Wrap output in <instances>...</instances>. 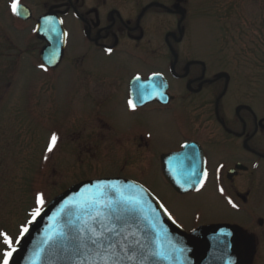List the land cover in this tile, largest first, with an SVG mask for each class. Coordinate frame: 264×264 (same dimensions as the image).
<instances>
[{
	"label": "rangeland",
	"instance_id": "374dc122",
	"mask_svg": "<svg viewBox=\"0 0 264 264\" xmlns=\"http://www.w3.org/2000/svg\"><path fill=\"white\" fill-rule=\"evenodd\" d=\"M11 1L0 0V234L16 244L19 227L26 225L28 212L38 206L37 196L43 197L42 208L77 182L118 176L142 181L187 229L213 223L256 229L259 214L264 217V199L259 203L260 199H249V203L242 206L232 193L233 188L227 185L225 195L221 196L214 179L199 195H176L165 183L157 154L143 156L136 148L127 149L126 139L118 136L132 124L139 132L144 127L151 128L152 147L164 151L175 146L181 137L180 131L174 130L166 119L150 126L145 120L129 122L133 118L120 107H102L98 113L108 121L105 123L113 124L116 135L94 122L91 116L94 111L88 112L89 108L81 105L82 97L71 85L77 73L67 60L76 57L79 50L80 28L76 22L70 24L72 38L66 62L52 74L34 70L33 62L36 59L39 62L38 53L42 47L40 42L33 45L31 38L35 35L36 20L22 23L13 15L11 18L10 13L14 14ZM62 1L21 0L32 8L36 19L53 3ZM180 5L187 14L183 24L186 39L181 44V51L190 57L207 60L211 69L233 70L235 73V84L224 102L226 109L238 104L243 95L252 92V88L256 89L253 87L255 83L260 89L258 106L264 107V60L256 62L254 52L257 48L253 43L255 36L261 46L264 44V0H180ZM229 5H235L239 17L237 12L226 10ZM258 7L260 24L256 29L253 10ZM240 31L250 38L242 37ZM119 50L134 52L128 47ZM260 56L264 58L262 53ZM95 60L101 64L110 63L101 57H95ZM237 64L240 66L235 70ZM241 67L245 68V73L239 69ZM124 70L132 71V66L127 65ZM246 81L248 84L243 88L238 85ZM196 125L200 127L199 121ZM54 134L57 140L52 145ZM50 146L51 151L48 150ZM235 153L232 149L219 147L213 158L231 160ZM216 164L212 166L213 173ZM227 196H234L240 208L238 212L226 205ZM255 232L258 234L259 229ZM261 239L255 257L251 256L256 264H264V236ZM6 248L9 247L0 236V261Z\"/></svg>",
	"mask_w": 264,
	"mask_h": 264
},
{
	"label": "flooded vegetation",
	"instance_id": "af4514ba",
	"mask_svg": "<svg viewBox=\"0 0 264 264\" xmlns=\"http://www.w3.org/2000/svg\"><path fill=\"white\" fill-rule=\"evenodd\" d=\"M229 6L226 10L237 12L239 17L238 9L234 10L235 5ZM253 11V23L258 29L260 9L258 7ZM47 12L60 15L68 32L62 63L66 62L70 52V24L76 22L80 28L78 54L67 61L77 73L71 85L80 93L81 105L89 108L88 112L94 111L91 116L95 123L116 135L113 124L105 123L108 121L98 113L102 107H120L133 118L129 122L145 120L150 126L166 119L174 130L180 131L181 137L175 146L171 145L164 151L152 147L151 128L144 127L139 132L132 124L134 128L130 126L118 136L126 139L127 149L136 148L143 156L157 154L162 176V156L195 143L201 147L206 158L209 180L216 162V166L223 169L221 182L233 188L232 193L242 206L247 205L249 199H260L258 203L264 199V107L258 106L259 84H253L256 89L252 88V92L243 95L238 104L226 109L224 102L235 84V73L233 70L211 69L207 60L193 55L190 57V54L181 51V44L186 39V27L182 30V25L186 20L181 19L180 0H63L62 3H53ZM240 35L246 37L243 31ZM228 38H231L230 35ZM254 40L255 36L256 62L264 60L260 58L261 53L264 55V44L261 46L260 40ZM126 47L134 52L118 51ZM95 57L110 63H98ZM127 65L132 66V71L124 70ZM239 66H234L235 70ZM239 69L245 73L244 67ZM157 75L160 76L157 79L167 83V103L158 99L147 100L159 93L158 84L153 82V89L156 90L151 95L146 90L145 98L141 100L147 102L142 106L134 104L131 82L137 77L145 81ZM247 84L246 81L238 85L243 88ZM197 121L200 127H197ZM219 147L236 151V156L222 161L213 158L214 151ZM189 162L192 170V155ZM259 215L256 221L258 234L256 229L252 231L237 226L246 256L250 250L256 254L261 236H264V217Z\"/></svg>",
	"mask_w": 264,
	"mask_h": 264
},
{
	"label": "water",
	"instance_id": "95a60500",
	"mask_svg": "<svg viewBox=\"0 0 264 264\" xmlns=\"http://www.w3.org/2000/svg\"><path fill=\"white\" fill-rule=\"evenodd\" d=\"M17 13L25 19L31 17L30 10L22 6ZM38 33L47 42L42 61L56 67L65 47L63 29L53 20H41ZM139 85L136 96L145 98L146 90L151 95V82ZM158 97L165 100L163 94ZM190 148L192 170L188 166ZM164 159L170 165L177 162L170 171L165 168L176 191L185 193L202 187L204 160L197 147L188 146ZM178 174L186 186L176 181ZM99 186H104V200L94 204ZM89 228L95 229V236L102 234L103 249L91 242ZM27 229L9 264H103L104 255L109 257L108 264H245L242 242L232 226L204 227L195 242L144 186L125 179L75 185L34 217Z\"/></svg>",
	"mask_w": 264,
	"mask_h": 264
},
{
	"label": "snow or ice",
	"instance_id": "6c2138e0",
	"mask_svg": "<svg viewBox=\"0 0 264 264\" xmlns=\"http://www.w3.org/2000/svg\"><path fill=\"white\" fill-rule=\"evenodd\" d=\"M11 7H12V11H13V13H16V12H17V5H16V3H13V4L11 5ZM137 79H139V77H137ZM129 103L131 104V102H129ZM133 107H134V106H133ZM56 140H57V137H56V135L54 134V135L52 136V138H51V144H52V145H55ZM183 147L186 148V147H188V146H187V145H184ZM48 150H49V151L52 150L51 146L49 147ZM204 175L207 176V173L205 172ZM103 187H104V186H99L98 196L95 197V198L93 199L92 203L95 204V203H97V202H99V201H103V200H104V191H103ZM221 191H223V190H221ZM36 203H37L38 206H37V208L35 209V211L32 213L33 217H36V216H39V215H40V212H41V207H40V206H42L43 203H44L43 197H42V196H37ZM98 214H99V213H98ZM27 231H28L27 228L22 229V232H27ZM89 232L93 234V238H92L91 242H92L93 244L98 245V247H100L101 249H103V243H102V239H103V237H102V234H101V236H95V229H94V228H89ZM0 235H3V234H0ZM3 238H4V242H5V244H6L9 248H11L12 241H11L6 235H4ZM11 256H12V251H8V252L4 253L3 264H9V257H11ZM101 260L103 261V264H108V262H109V257H108L107 255L101 256ZM97 264H99V262H97Z\"/></svg>",
	"mask_w": 264,
	"mask_h": 264
}]
</instances>
